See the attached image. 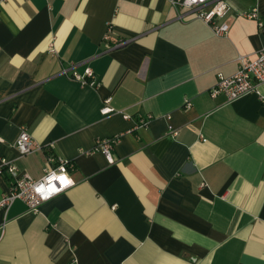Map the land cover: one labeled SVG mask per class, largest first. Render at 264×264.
Instances as JSON below:
<instances>
[{"label": "crops", "instance_id": "1", "mask_svg": "<svg viewBox=\"0 0 264 264\" xmlns=\"http://www.w3.org/2000/svg\"><path fill=\"white\" fill-rule=\"evenodd\" d=\"M227 2L226 37L170 0L4 3L0 167L38 179L53 153L74 184L36 212L20 199L0 210V264H264V101L209 94L217 73L264 48L256 20L237 14L264 20V0ZM69 67L91 68L97 85ZM113 136L108 163L92 149ZM10 181L0 173V198Z\"/></svg>", "mask_w": 264, "mask_h": 264}, {"label": "built area", "instance_id": "2", "mask_svg": "<svg viewBox=\"0 0 264 264\" xmlns=\"http://www.w3.org/2000/svg\"><path fill=\"white\" fill-rule=\"evenodd\" d=\"M7 0H0V10ZM174 7L184 8L188 14H192L193 17L205 22L212 32L219 37H226L228 31V25L223 21L224 18L233 10L228 5L227 0H170ZM239 16H243L249 19H255L259 27V31L264 33V20L261 19L256 7L247 11H237ZM109 28V27H108ZM109 34L106 33L103 40L107 42ZM124 41H117L112 45L105 44L106 48H112L122 45ZM238 67L236 72L232 75L225 76L222 73H217V82L215 86L211 87L209 94L211 97L223 95L225 101H232L243 95L249 93H257L260 95V99L264 101V95L259 91L260 85H264V48L256 52L255 58L249 55L238 56ZM64 73H67L71 79L76 80L81 85L96 86L97 81L94 72L91 68H84L83 72H77L72 67L64 69ZM110 99L107 98L103 101V105L100 108L101 114H108L113 112V108L109 105ZM190 102L185 100V107H189ZM129 115L123 114V118H127ZM149 117H139L138 126L145 125ZM25 126L20 127L19 134L14 142V147L20 153V155H26L33 149V139ZM118 136L96 139L93 151L100 152L104 155L108 163L114 162L112 149L114 144L118 141ZM205 141V139H202ZM50 148L52 145H48ZM90 153V151L85 152ZM46 165L43 170V175L40 178L34 179L27 174L20 172L17 167L12 163H4L0 167V173L2 169L10 175L11 181L9 190L4 193L0 198V210L7 211L11 203L20 199L27 209L31 212H36L42 202L48 201L56 195L64 192L66 189L74 184L73 179L70 176V170L72 169V162L68 159H64L53 153H48L46 156ZM63 170V171H61ZM53 173L57 176L64 175L68 180L66 185H61L59 181H55L56 186L62 190L53 195L51 198L44 200L41 199L40 194L35 191V188L46 183L47 178ZM3 225L0 227V239L3 234Z\"/></svg>", "mask_w": 264, "mask_h": 264}, {"label": "clouds", "instance_id": "3", "mask_svg": "<svg viewBox=\"0 0 264 264\" xmlns=\"http://www.w3.org/2000/svg\"><path fill=\"white\" fill-rule=\"evenodd\" d=\"M61 177L65 178L64 175L57 176L55 173H53L50 177L47 178L46 183H42L35 188V191L38 194H40L41 199L47 200L51 198L53 195L58 194L62 190L61 188H58L56 186L55 181L58 180L61 185H66L68 182L67 183L61 182L60 179Z\"/></svg>", "mask_w": 264, "mask_h": 264}, {"label": "snow or ice", "instance_id": "4", "mask_svg": "<svg viewBox=\"0 0 264 264\" xmlns=\"http://www.w3.org/2000/svg\"><path fill=\"white\" fill-rule=\"evenodd\" d=\"M60 179H61V182H63V183H67L68 182L67 179L64 178V177H61Z\"/></svg>", "mask_w": 264, "mask_h": 264}, {"label": "trees", "instance_id": "5", "mask_svg": "<svg viewBox=\"0 0 264 264\" xmlns=\"http://www.w3.org/2000/svg\"><path fill=\"white\" fill-rule=\"evenodd\" d=\"M1 172H2V174H3V173H4V174H6V172L4 171V169H2V171H1Z\"/></svg>", "mask_w": 264, "mask_h": 264}]
</instances>
